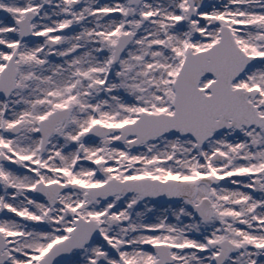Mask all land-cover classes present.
I'll use <instances>...</instances> for the list:
<instances>
[{"label": "snow or ice", "instance_id": "6c2138e0", "mask_svg": "<svg viewBox=\"0 0 264 264\" xmlns=\"http://www.w3.org/2000/svg\"><path fill=\"white\" fill-rule=\"evenodd\" d=\"M0 264H264V0H0Z\"/></svg>", "mask_w": 264, "mask_h": 264}]
</instances>
